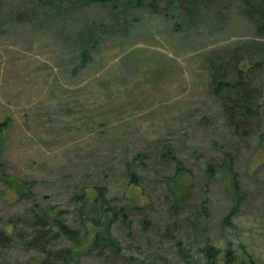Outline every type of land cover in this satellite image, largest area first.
I'll use <instances>...</instances> for the list:
<instances>
[{"label":"rangeland","instance_id":"1","mask_svg":"<svg viewBox=\"0 0 264 264\" xmlns=\"http://www.w3.org/2000/svg\"><path fill=\"white\" fill-rule=\"evenodd\" d=\"M120 2L0 0V233L13 234L0 264L44 261L21 249L38 230L31 210H60L81 253L96 232L118 246L98 242L76 264H209L208 245L218 262L264 264V114L235 135L210 75L233 47L263 40L264 0ZM103 204L131 227L107 231ZM49 243L72 247L60 234Z\"/></svg>","mask_w":264,"mask_h":264},{"label":"trees","instance_id":"2","mask_svg":"<svg viewBox=\"0 0 264 264\" xmlns=\"http://www.w3.org/2000/svg\"><path fill=\"white\" fill-rule=\"evenodd\" d=\"M86 6L89 4H108L110 3L113 9L118 8L117 4L121 0H80ZM141 0H133L134 6H139ZM158 2V0H154ZM173 3L176 0H171ZM121 3V2H120ZM124 7H126V3H122ZM254 12V11H253ZM258 18L263 21V25L261 29L258 31L259 34L264 35V9L259 7ZM251 45V44H250ZM233 47L231 49V53L222 56L221 59H217L211 65L210 75L214 79L211 82L213 86V94L216 97H220L221 100V113L226 116L227 119V126L232 130L235 135H241L240 130L243 126L247 124L250 120H260L263 117L264 111V92L260 91L257 86L256 82L264 81V56L260 57L259 60L254 61L253 63V51H261L262 55H264V36L263 40H257V44L247 47V50L251 51L246 54L245 47L239 48ZM240 52L242 55H240ZM87 53L83 54V61L87 58ZM245 54L247 57H245ZM258 56V55H256ZM225 57V58H224ZM230 59H233V63L229 62L226 67L223 66L226 64ZM254 66V67H253ZM219 69V72H218ZM218 72V73H217ZM254 72H258L259 77L254 75ZM254 75V76H250ZM218 77V78H217ZM261 87L264 88V85ZM258 90V91H257ZM230 95V96H229ZM236 95V98H234ZM261 137V136H259ZM230 168V165L228 166ZM207 170L212 172L211 167H208ZM184 170L177 167V172L172 178H176L177 176L183 174ZM2 176H0V179ZM6 183V180L1 179ZM166 180H170L167 178ZM16 182V181H15ZM130 184L132 186L138 187L136 182V177L132 175L130 177ZM17 188V195L18 199L20 200L21 197H27L26 194V186L19 182H16ZM8 189H11L10 184H7ZM94 197L92 199L91 205H96L104 196L105 190L102 189H94ZM173 205L172 210L180 204L183 198L179 197L176 199L173 192ZM81 199L83 201L87 200L85 197V192L82 193ZM77 208L74 210L76 214L81 209V201H76ZM102 209V218L103 224L105 229L108 231L113 223H115L118 219L120 222H123L127 228L131 227V223L127 219V215L125 209H119L118 211L113 210L112 208L108 207L107 205H101ZM61 211H50L49 214H40L36 211L31 210V215L34 218V228H37L36 235L30 240H25L24 243L21 245V249L23 251L29 252L35 251V254L39 256H45L44 261L41 262L42 264H76V262L82 256L88 255V253L93 249V247L98 243L102 242L112 249L118 250V246L115 244L112 239L109 237H102L97 232L93 234L91 237V245L86 249L84 253L79 252L81 238L79 236V232L75 229L70 228L67 224H65L62 220L59 219V213ZM51 222L52 225L56 228V232L53 231L49 232L47 228V223ZM149 227V224L146 221H141L137 228L140 229V232H144ZM47 228V229H45ZM59 234L60 236L66 238L72 244L71 249H60V250H53L50 251V246L48 244L51 239L57 238ZM85 238V237H83ZM82 238V239H83ZM41 239L44 240V243L40 241ZM13 240V234L7 233L6 229L1 230L0 233V246L3 244H8L10 241ZM38 251V252H36ZM219 252L212 247L211 245L206 246L205 255L209 264H256L253 260H248L247 262H240L236 263L229 254H225L222 262H218ZM40 264V263H39ZM189 264V263H184Z\"/></svg>","mask_w":264,"mask_h":264}]
</instances>
